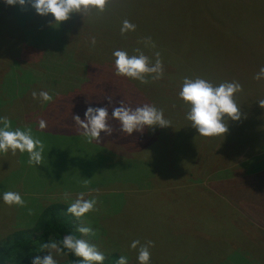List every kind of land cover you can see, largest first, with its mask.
Returning <instances> with one entry per match:
<instances>
[{"label": "rangeland", "instance_id": "1", "mask_svg": "<svg viewBox=\"0 0 264 264\" xmlns=\"http://www.w3.org/2000/svg\"><path fill=\"white\" fill-rule=\"evenodd\" d=\"M125 20L136 28L121 35ZM54 24L31 6L0 0V118L12 130L31 128L44 145L40 165H29L26 152L0 153V240L32 228L48 204L69 207L83 192L97 200L95 210L67 219L104 254L103 264L120 257L139 264L147 241L154 244L149 264H264V79H254L264 67V0H110L103 12ZM189 35L211 50L199 48L173 68L166 53ZM137 48L152 64L160 53L161 79L115 75L114 51L132 56ZM185 78L242 85L234 97L241 119L225 121V136L205 138L191 128L179 97ZM33 91L53 99L34 100ZM120 101L155 106L171 127L127 136L110 119L113 134L89 143L73 116L83 120L89 106L108 107L111 116ZM7 191L25 205H6Z\"/></svg>", "mask_w": 264, "mask_h": 264}, {"label": "clouds", "instance_id": "2", "mask_svg": "<svg viewBox=\"0 0 264 264\" xmlns=\"http://www.w3.org/2000/svg\"><path fill=\"white\" fill-rule=\"evenodd\" d=\"M110 0H4L8 6L19 5L21 8L31 6L41 17L51 15L54 17L55 24L69 20L73 13L83 14L97 10L103 12ZM136 26L125 20L121 27V35L129 31H135ZM91 43L95 45L96 40L93 37ZM147 45L150 40L144 41ZM154 47V45H152ZM139 55L129 56L126 51L116 50L113 53L115 57V75L117 77H126L138 80L141 83H148L147 77L153 80H159L163 75V65L160 60V53L156 52L155 64H152L149 58L141 52L139 48L135 49ZM254 79L260 81L264 79V67H261ZM242 91V85L239 82H225L219 86H213L210 82L196 78L191 80L185 78L183 86L179 92V97L190 108L186 119L190 121L191 128L201 137L211 138L225 136L228 132V123L225 121H239L241 119V108L235 101V94ZM32 98L40 99L43 102H51L53 97L46 91L32 92ZM111 105V99H108ZM261 109H264V99L258 101ZM78 126L80 134L83 135L89 143L99 144L101 133L105 136H111L114 132L109 120H115L119 123V131L127 136L134 132L143 133L145 128L155 129L156 127H171L170 121L164 118L163 111L155 106L145 104L141 107L132 108L123 101L119 106L112 107L111 116H109L108 107H87L85 118L73 116ZM47 127L46 121H39V128L44 130ZM11 150L12 155H16L17 150L21 154L25 152L29 156V165H40L44 145L41 140L33 138L31 128L26 130L11 128V121L4 117L0 118V153L7 154ZM87 187L88 179H83ZM68 195L67 193L65 194ZM2 199L9 207L25 205L21 195L16 192L7 191L3 193ZM97 200L85 199L83 192L79 193L74 202L67 208V213L78 220L86 214L95 210ZM31 214V210L29 211ZM78 231L87 236L92 233L89 227H80ZM140 245L139 240L131 243L132 249H137ZM154 247L152 241H147L140 245L138 252L139 264H149L151 253L149 249ZM73 253L76 257L82 259V264H103L104 254L97 249L95 245L89 244L86 240L77 238L75 235H66L61 242L50 241L41 245L40 250L47 254L41 257L36 255L32 258L31 264H57L53 258V252L64 254V250ZM118 264H127L126 257H120Z\"/></svg>", "mask_w": 264, "mask_h": 264}, {"label": "trees", "instance_id": "3", "mask_svg": "<svg viewBox=\"0 0 264 264\" xmlns=\"http://www.w3.org/2000/svg\"><path fill=\"white\" fill-rule=\"evenodd\" d=\"M192 37L194 35H189L182 39L180 44L176 46L172 44L168 49L166 56L173 68L179 63L181 65L187 63V54L192 53L195 57V52L200 51L199 48L201 50L210 49L209 45L195 43V38ZM151 45H154V47L152 46L154 49L160 50L162 48L154 42H151ZM67 208L68 206L59 202L50 203L41 211L32 228L14 231L0 240V264H31L34 256L46 252L40 250L42 244L50 241L59 243L66 235H75L79 238L75 226L67 219ZM63 255L68 264H82L81 258L76 257L66 249Z\"/></svg>", "mask_w": 264, "mask_h": 264}]
</instances>
